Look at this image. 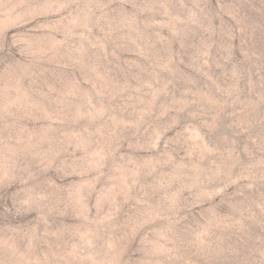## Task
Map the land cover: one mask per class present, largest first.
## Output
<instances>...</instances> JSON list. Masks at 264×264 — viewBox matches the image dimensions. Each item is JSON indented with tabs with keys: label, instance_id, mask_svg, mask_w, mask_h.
<instances>
[{
	"label": "rangeland",
	"instance_id": "rangeland-1",
	"mask_svg": "<svg viewBox=\"0 0 264 264\" xmlns=\"http://www.w3.org/2000/svg\"><path fill=\"white\" fill-rule=\"evenodd\" d=\"M0 264H264V0H0Z\"/></svg>",
	"mask_w": 264,
	"mask_h": 264
}]
</instances>
